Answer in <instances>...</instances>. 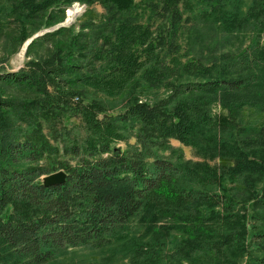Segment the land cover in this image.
Here are the masks:
<instances>
[{
    "label": "trees",
    "instance_id": "16d2710c",
    "mask_svg": "<svg viewBox=\"0 0 264 264\" xmlns=\"http://www.w3.org/2000/svg\"><path fill=\"white\" fill-rule=\"evenodd\" d=\"M75 2L104 14L33 38L24 67L0 71V264L111 242L134 258L172 233L173 264L205 247L207 262L244 257L250 232L264 252V0H0V40L18 49ZM58 171L65 183L45 187Z\"/></svg>",
    "mask_w": 264,
    "mask_h": 264
},
{
    "label": "rangeland",
    "instance_id": "374dc122",
    "mask_svg": "<svg viewBox=\"0 0 264 264\" xmlns=\"http://www.w3.org/2000/svg\"><path fill=\"white\" fill-rule=\"evenodd\" d=\"M253 0H245V9L247 10L252 5ZM104 14V9L96 4L92 7H86L85 5L75 2L67 9H65V19L61 24H57L48 29L40 30L37 34L31 37L28 41L22 44L18 49H16V45H14V37L10 39L3 38L0 40V60L3 57L9 56V60L7 62L0 61V71L2 72H15L20 68H23L26 63V47L31 42L33 38H36L42 35L45 32L53 31L59 27H69L71 25L74 26L75 30H77L80 22L94 18L96 20L101 19V15ZM186 25V22H185ZM11 29V28H10ZM14 29V28H12ZM205 31V30H204ZM206 32V31H205ZM208 33L212 34L209 35ZM206 34L207 37H214L216 30L211 29ZM240 41L235 47L241 48L247 46L248 39L245 36H239ZM198 47L203 44L202 40L198 41ZM17 50V51H16ZM41 52L45 51V49L40 50ZM34 56V55H33ZM76 97H73L72 103H76ZM78 98V97H77ZM148 98L147 96L141 97V99L145 100ZM150 99V98H148ZM116 107L118 109L120 107V103L112 104L111 107ZM113 110V109H112ZM258 121L264 118V111H260V113L255 114ZM255 117H251V115H247L246 119L249 121H255ZM170 145L172 148L180 150L183 153L185 159L192 161L204 162V159L195 154V151L190 147H185L181 145L179 142L175 140H170ZM121 149H125V145L123 143H119L117 145ZM166 157L169 155V151L165 153ZM210 164L217 167L220 171H226L227 168L232 166V162L230 160H222L217 159L214 162H210ZM224 169V170H223ZM226 182L228 180H225ZM258 183L256 192H260L261 188H264V178L260 180ZM232 185V184H229ZM237 185V184H236ZM255 185V186H256ZM241 186V184L239 185ZM220 192V191H219ZM243 200V198H239ZM247 202V200H245ZM247 207V216L249 221L255 223L254 220L250 219V216L253 214V211ZM141 214L134 218L128 225L126 229V233L132 238L138 239L139 235L144 231V228L147 225V222L140 218ZM178 236L175 233H172L169 241L166 243V247H152L148 251L143 252L141 255L132 258L134 252H132L131 247H119L117 242H111L109 245L105 246L102 250L90 249V248H80V249H69L66 253H64L61 257H59L54 264H173L176 251L178 250L177 246V238ZM247 247H244L247 250L244 257H240L241 253L231 254L229 250L226 253V260L224 261L223 257L220 256V261L222 264H254V260L256 258H263L264 252L262 247L258 244L255 239L251 238V232L249 233L246 239ZM162 248L164 250H162ZM209 247H205L204 250L197 252L196 251V264H216L215 261L207 262L209 256L208 249ZM222 248V247H221ZM121 250H125L127 252H122ZM225 252V250L223 251ZM183 260V264H193L190 263L186 258L181 256ZM195 258V257H193ZM211 261V260H210ZM178 264V263H176Z\"/></svg>",
    "mask_w": 264,
    "mask_h": 264
},
{
    "label": "water",
    "instance_id": "95a60500",
    "mask_svg": "<svg viewBox=\"0 0 264 264\" xmlns=\"http://www.w3.org/2000/svg\"><path fill=\"white\" fill-rule=\"evenodd\" d=\"M66 174L63 171H58L56 173L45 176L42 179L43 185L45 187L61 186L65 183Z\"/></svg>",
    "mask_w": 264,
    "mask_h": 264
},
{
    "label": "built area",
    "instance_id": "2783aa9c",
    "mask_svg": "<svg viewBox=\"0 0 264 264\" xmlns=\"http://www.w3.org/2000/svg\"><path fill=\"white\" fill-rule=\"evenodd\" d=\"M76 100H78V98L76 97Z\"/></svg>",
    "mask_w": 264,
    "mask_h": 264
}]
</instances>
